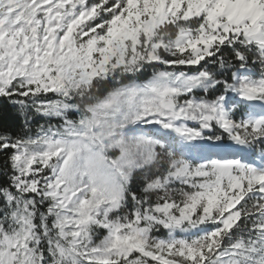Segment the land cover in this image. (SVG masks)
<instances>
[{
  "label": "snow or ice",
  "instance_id": "1",
  "mask_svg": "<svg viewBox=\"0 0 264 264\" xmlns=\"http://www.w3.org/2000/svg\"><path fill=\"white\" fill-rule=\"evenodd\" d=\"M0 264H264V0H0Z\"/></svg>",
  "mask_w": 264,
  "mask_h": 264
},
{
  "label": "trees",
  "instance_id": "2",
  "mask_svg": "<svg viewBox=\"0 0 264 264\" xmlns=\"http://www.w3.org/2000/svg\"><path fill=\"white\" fill-rule=\"evenodd\" d=\"M5 127L9 128L12 131H15L18 127V121H5Z\"/></svg>",
  "mask_w": 264,
  "mask_h": 264
},
{
  "label": "rangeland",
  "instance_id": "3",
  "mask_svg": "<svg viewBox=\"0 0 264 264\" xmlns=\"http://www.w3.org/2000/svg\"><path fill=\"white\" fill-rule=\"evenodd\" d=\"M161 235H163V233H161Z\"/></svg>",
  "mask_w": 264,
  "mask_h": 264
}]
</instances>
